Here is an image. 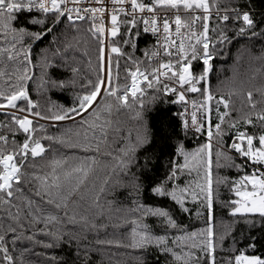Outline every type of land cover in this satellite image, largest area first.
I'll use <instances>...</instances> for the list:
<instances>
[{
    "label": "snow or ice",
    "instance_id": "6c2138e0",
    "mask_svg": "<svg viewBox=\"0 0 264 264\" xmlns=\"http://www.w3.org/2000/svg\"><path fill=\"white\" fill-rule=\"evenodd\" d=\"M84 25V43L88 46L84 54L88 55L92 76L78 81L79 69L71 66L69 81L41 77L35 85L38 94L48 86L62 90L69 82L81 89L74 94L72 106L50 102L41 111L28 87L35 76L31 69L40 66L31 59L32 47L51 35L49 48L42 50L45 55L41 57L46 66L50 65L47 52L51 45H57L55 56L78 48ZM141 31L155 37V50H144L143 59L135 55ZM239 38L249 44L264 41V13L256 18L243 0H0V54L14 62L11 71L0 68V113L4 115L0 121V264H30L24 254L42 255L35 250L36 245L43 249L67 245L75 247L78 257L88 258L94 250L88 233L104 227L94 217L113 211L118 220L131 225L128 242L96 239L95 244L145 251L155 248L170 256L171 264H217L215 251L228 231H216L213 184L227 183L229 177L213 178V141L217 169L252 168L232 184L231 190L239 199L228 203L230 215L251 214V219L245 216L249 223L258 215L264 221V107L257 108L253 92L248 91L247 110L232 118L229 100L221 96L216 100L217 120L212 122L210 62L222 55L226 44ZM256 58L264 61V46ZM193 61L201 62L199 72L193 70ZM161 84L164 96L171 93L175 97L172 103L185 107V112L177 113L185 134L204 133L206 122L207 141L191 151L177 143L164 178L150 184L149 189L154 197L173 202L181 212L190 211L188 202L198 204L197 216L204 215L199 209H206V224L198 231L188 232L165 207H151L137 199L131 206L115 209L111 207L113 201H108L107 209L101 203L110 183H122V176L130 175L129 185L137 196L140 194L143 185L132 169L142 172L150 168L154 157L149 148L156 135L144 120V97L149 94L147 89L159 92ZM257 91L264 92V88ZM186 93L202 95L201 103L191 101L196 110L191 112L190 125ZM156 98L153 94L152 99ZM136 105L140 130L135 139L131 133L122 137L124 143L113 149L109 135L121 131L114 127L113 112ZM257 125L259 133L248 131L247 126ZM225 135L232 143L225 141ZM54 144L83 155L61 154L47 159ZM140 151L145 153L143 163L139 161ZM234 156L242 158L244 164ZM102 166L105 175L95 190L94 178ZM26 186L30 195L25 194ZM87 195L93 196L90 214L78 210L79 201ZM148 217L155 218L162 234L152 230L146 222ZM25 241L28 246L20 247L19 256L14 255ZM254 247L255 243L247 245ZM52 261L57 257L43 264ZM225 264H264V258L233 248Z\"/></svg>",
    "mask_w": 264,
    "mask_h": 264
},
{
    "label": "trees",
    "instance_id": "16d2710c",
    "mask_svg": "<svg viewBox=\"0 0 264 264\" xmlns=\"http://www.w3.org/2000/svg\"><path fill=\"white\" fill-rule=\"evenodd\" d=\"M150 2V0H148ZM243 3L247 5V9L253 12L256 18L260 17L261 13H264V0H243ZM214 23V21H213ZM31 27V26H30ZM87 25L81 29V43L79 47H73L66 53H62L59 56L53 55L57 45H51V48L47 52L48 59L52 62L50 65H45L41 57L45 55L42 52L43 49L49 48V44L53 37L47 36L38 42H36L31 51V59L34 64L39 61L38 67L31 69L35 73L33 81L29 82V91L31 98L34 101H39L40 110H45L46 106L50 102H54L57 106L70 107L73 104L74 94L80 92L81 89L77 86L74 87L70 82L66 83V86L61 89H53L50 86L42 88L38 94L35 91V85L39 82L41 77L46 79H56L69 81L73 74L70 71V67L74 66L79 69V75L76 77L78 81H82L85 76H92V73L88 67V55H85V49L88 47L84 43V36L86 35L85 29ZM35 30V28H33ZM232 35L231 31L229 32ZM71 39V37H69ZM3 42L0 41V44ZM63 41L60 42L62 47ZM153 39L149 36L141 35L137 39V50L135 55L143 59V51L146 49H152ZM264 46V41H257L254 44L245 42V38H239L233 40V42L225 45V50L220 56L213 58L212 69L209 73V86L214 96L211 101L212 107V122L217 120L216 112V100L223 96L229 100V109L231 110L229 116L234 118L239 113L247 110V92H253V99L257 102V108L264 107V92L257 91V89L264 88V61L257 59L261 52V48ZM246 49H250L249 52ZM90 51V50H89ZM67 57L65 61L64 57ZM145 63H147L145 61ZM124 61H121L123 67ZM14 66V62L8 61L6 55L0 54V68L6 71H11ZM202 68V64L199 61H193V70L199 72ZM124 73L121 72L123 77ZM123 83V80H121ZM130 84V79L128 81ZM199 87V85H198ZM160 91L156 92L153 89H147L149 93L144 97L143 116L147 122L150 131L156 132L152 145L149 148V154L154 159L150 162V168L137 171L136 168L132 169V172H136L140 176V182L143 185L140 194L137 196L131 186L129 185L130 175L122 176V183L117 184L115 180L108 186L106 192L102 195L101 203L105 209L109 208L108 201H113L111 207L113 209L127 205L131 206L132 200L137 199L139 202L151 207H165L169 209L177 221L186 226L188 232L198 231L206 224L207 216L206 209H199L203 216H197L198 204L188 202V213L181 212L178 207L173 206V202L166 200L165 198L154 197L149 189V185L164 178L166 173V165L168 160L174 155V149L177 143L182 144L186 150L191 151L198 147L200 143L207 141L206 131L207 123L205 122L204 133H195L193 131H185L182 126V120L178 112H184L185 107L183 104L172 103L175 97L169 93L168 96L163 94V85H160ZM157 98L152 99V95ZM193 101L197 103L202 102L201 93H186ZM187 96V97H188ZM220 111H223V105H220ZM138 105L132 108H123L119 111H114L111 119L114 122V127L120 128V133H110L109 141H114L111 147L115 149L120 144L124 143L122 137L128 136L131 133L132 139H135L137 131L139 129L140 122L136 118V110ZM4 120V115L0 113V121ZM163 125V129H162ZM245 126L241 125V128ZM249 132L261 131L259 125L256 128L247 126ZM162 129V131H161ZM215 131V129H212ZM56 131L55 129H50ZM233 132L235 129L232 130ZM163 133V134H162ZM22 139V136L19 137ZM227 143H231L228 135L224 137ZM47 145L49 142L44 141ZM213 178L219 176H227L229 180L227 183H221L219 185L213 184V204H214V223L216 225L217 232L228 231V235L225 236L222 244H219L215 251V258L217 264H225L226 258L231 255L233 248H242L250 255H256L264 258V221H262L258 215H256L253 223H249L245 219L248 216L251 219V214H237L236 217L230 215V208L228 203L231 200L239 199L232 192V184L235 180L239 179L245 172L251 173L252 168L250 165H244V171H237L234 167H221L217 169L215 167V141H213ZM226 152L230 155L233 153L225 148ZM83 155L74 149H66L60 145H52V148L47 152V159L53 156H60L61 154ZM145 153L140 151L138 153L140 163H143ZM238 163L244 164V161L239 156H234ZM102 160L108 161L110 157H101ZM226 163V161H222ZM105 175V169L102 166L98 170L97 178H94L95 190L99 189L101 180ZM92 188V184L89 185ZM250 188V185H249ZM131 193V195H130ZM25 194L30 195L27 186L25 187ZM93 196L87 195L84 200H80L78 204V210L81 213H88ZM94 211V209H93ZM98 225H104V227H98L95 231L88 233L90 241L93 242V249L88 258L83 255L79 257L76 255L75 247L69 248L67 245H62L59 248L43 249L39 245L35 246L37 252L42 253L40 256L32 255L29 253L24 254V259L30 264H43L45 260H49L52 256L57 257V261H52L51 264H171V257L162 255L157 249L149 248L145 250H133L123 246L117 247L116 245H97L96 239L100 240H119L122 243L128 242V234L130 232L131 225L125 224L117 219V213L113 211L111 214L105 212L103 216L94 217ZM152 230L156 233L162 234L163 229L157 225L155 218L148 217L146 221ZM118 225V226H117ZM179 234V233H173ZM233 237H235L236 243L233 244ZM253 238H255L253 240ZM249 243H255L254 248H247ZM28 243L25 241L17 248V251L13 253L16 256L20 255V247H26ZM11 251V244H9ZM46 253V255H43Z\"/></svg>",
    "mask_w": 264,
    "mask_h": 264
},
{
    "label": "built area",
    "instance_id": "2783aa9c",
    "mask_svg": "<svg viewBox=\"0 0 264 264\" xmlns=\"http://www.w3.org/2000/svg\"><path fill=\"white\" fill-rule=\"evenodd\" d=\"M173 28H174V25H173ZM141 33L143 34V35H146V36H149V37H151L152 39H153V46H152V50H155V37H153L150 33L149 34H144L142 31H141ZM174 39H175V37H173ZM177 43H179V41L177 40ZM161 56L163 57V59H167V57L166 56H163V53H161ZM155 62H158V60H156V61H154V63ZM162 80H164L165 78H161ZM187 97V96H186ZM187 99H188V101H189V104L187 105V112H186V117H187V119L189 120V125H190V123H191V112L192 111H195L196 109H194L193 107H192V105H191V99L189 98V97H187ZM184 112H185V110H184ZM198 115H199V113H198ZM194 132V131H193ZM231 143H232V141H231Z\"/></svg>",
    "mask_w": 264,
    "mask_h": 264
},
{
    "label": "bare ground",
    "instance_id": "6f19581e",
    "mask_svg": "<svg viewBox=\"0 0 264 264\" xmlns=\"http://www.w3.org/2000/svg\"><path fill=\"white\" fill-rule=\"evenodd\" d=\"M186 96H188V95H186ZM189 97V96H188ZM190 98V97H189Z\"/></svg>",
    "mask_w": 264,
    "mask_h": 264
}]
</instances>
